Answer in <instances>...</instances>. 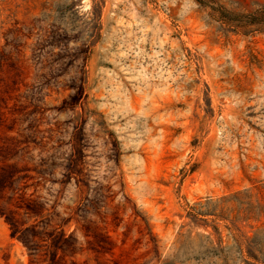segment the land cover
Returning a JSON list of instances; mask_svg holds the SVG:
<instances>
[{
	"label": "rangeland",
	"instance_id": "374dc122",
	"mask_svg": "<svg viewBox=\"0 0 264 264\" xmlns=\"http://www.w3.org/2000/svg\"><path fill=\"white\" fill-rule=\"evenodd\" d=\"M0 264H264V0H0Z\"/></svg>",
	"mask_w": 264,
	"mask_h": 264
},
{
	"label": "trees",
	"instance_id": "16d2710c",
	"mask_svg": "<svg viewBox=\"0 0 264 264\" xmlns=\"http://www.w3.org/2000/svg\"><path fill=\"white\" fill-rule=\"evenodd\" d=\"M255 259V258H254Z\"/></svg>",
	"mask_w": 264,
	"mask_h": 264
}]
</instances>
